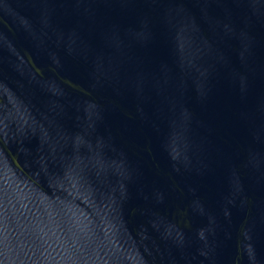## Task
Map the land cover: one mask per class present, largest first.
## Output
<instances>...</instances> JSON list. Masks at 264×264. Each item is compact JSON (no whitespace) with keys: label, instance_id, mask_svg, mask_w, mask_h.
I'll return each instance as SVG.
<instances>
[{"label":"water","instance_id":"obj_1","mask_svg":"<svg viewBox=\"0 0 264 264\" xmlns=\"http://www.w3.org/2000/svg\"><path fill=\"white\" fill-rule=\"evenodd\" d=\"M0 264H264V0H0Z\"/></svg>","mask_w":264,"mask_h":264}]
</instances>
